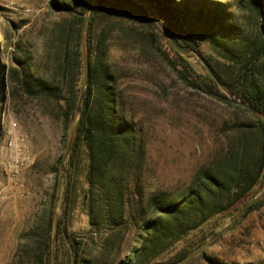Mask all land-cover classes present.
I'll use <instances>...</instances> for the list:
<instances>
[{
	"label": "trees",
	"instance_id": "1",
	"mask_svg": "<svg viewBox=\"0 0 264 264\" xmlns=\"http://www.w3.org/2000/svg\"><path fill=\"white\" fill-rule=\"evenodd\" d=\"M105 1L98 0L87 25L90 75L79 133L66 163L70 170L66 217L60 219L57 230V205L64 198L62 176L58 175L51 196L44 249H35L39 264L176 262L224 228V220L214 219L235 215L247 201L241 202L257 186H264V119L233 103L205 68L204 76L199 75L189 60L190 54L182 55L175 49L144 6L122 0L118 8H113L104 6ZM152 1L159 19L181 45L200 53L199 40L211 42L219 58H205L219 78L238 99L264 111V0L239 1L241 8L258 22V28L248 34L222 0ZM89 3L90 0L58 2V9L68 15L57 29L60 42L55 60L60 68L59 77L51 80L36 75L20 59H16L19 67L13 66L10 71L13 84L20 81L30 94L60 106L65 146L78 120L84 80L81 32ZM130 11L143 16L147 23L143 29L139 30L136 22L125 16ZM160 39H165L171 48L172 55L157 45L179 77L243 116L239 122L222 125L216 135L221 143L210 161L201 165L191 182L182 187L147 185L148 137L143 117L123 88V75L112 60L115 49L134 46L143 53L145 46L153 47ZM3 76L0 70V102L6 88ZM222 133L226 134L225 139ZM60 170L57 166V173L61 174ZM262 201L251 204L232 228L192 262L202 258L210 264H228L225 261H230L229 257L215 262L212 246L223 242L229 233L234 234ZM80 202L84 210L80 209L88 218L85 239L73 235L69 226ZM36 231L35 225L31 237ZM248 236L250 243L254 242L255 236L251 233ZM182 241L186 244L177 249ZM132 242L131 252L123 257Z\"/></svg>",
	"mask_w": 264,
	"mask_h": 264
},
{
	"label": "rangeland",
	"instance_id": "2",
	"mask_svg": "<svg viewBox=\"0 0 264 264\" xmlns=\"http://www.w3.org/2000/svg\"><path fill=\"white\" fill-rule=\"evenodd\" d=\"M59 1L0 0V70L6 86L0 102V264H39L35 249H44L51 196L58 175L62 176V196H65L66 173L62 168V157L66 146L59 118L60 106L30 94L20 81L14 84L10 81L11 68L19 67L16 59L25 61L34 74L43 78L59 77L60 68L55 60L60 42L57 29L68 18L64 10L58 9ZM222 1L234 11L247 34L258 28L257 19L241 8L240 0ZM103 5L118 8L120 3L106 0ZM124 14L136 22L139 30L147 24L135 11ZM159 44L172 55L165 39H160L153 47L145 46L143 53L134 46L115 49L112 60L123 75V88L132 96L143 117V128L148 137L147 185L151 188L182 187L191 182L201 165L210 161L221 143L216 135L222 125L239 122L243 116L224 102L189 86L179 77L166 53L158 48ZM199 50L200 53L188 54L203 77L205 67L198 54L215 59L219 55L208 40H199ZM222 134L225 139L226 134ZM57 166L61 174L57 173ZM259 195L257 201H263L242 226L234 234L229 233L223 242L212 246L216 263H219L218 259L229 257L230 261H225L228 264H264V186H257L241 204ZM63 202L64 198L57 205V230L60 219L66 217ZM81 204L75 207L69 226L73 235L85 239L89 230L88 218L82 212ZM235 215L221 216L214 221L224 220L227 226ZM35 225L37 231L31 237L30 231ZM248 233L255 236L254 242L250 243ZM56 237L54 235L53 239ZM133 243L123 257L131 252ZM184 244L186 242L182 241L177 249ZM55 247L54 243V250ZM189 264L210 263L198 258Z\"/></svg>",
	"mask_w": 264,
	"mask_h": 264
},
{
	"label": "water",
	"instance_id": "3",
	"mask_svg": "<svg viewBox=\"0 0 264 264\" xmlns=\"http://www.w3.org/2000/svg\"><path fill=\"white\" fill-rule=\"evenodd\" d=\"M115 1L118 3H123L122 0H115ZM131 1H134L137 4L142 5L147 9L149 15L159 23L160 27L162 28L164 33L169 38L172 45L175 47V49L180 54L186 55L190 52L196 53V51L193 48L185 47V46L181 45L179 43V41L176 39V37L172 34V32L161 22V20L159 19L158 15H157V11L154 7L152 0H131ZM97 2H98V0H90L89 6L87 8V11H86V14L84 17L83 25H82L81 36H82V51H83V60H84V80H83L82 89H81V96H80V99L78 102V107H77L78 120L73 127L72 133L70 135L66 149H65L63 157H62V168L64 169V171L66 173V189H65L63 207L65 206V201L67 199V194H68L69 185H70V170L68 167H65V164H66L67 159L70 157V155L72 153L73 146L77 140V136L79 133V129H80L81 121H82V115H83L82 102H83V99L85 96V90H86L88 80H89V75H90V56H89L87 25H88L89 16L93 12V9H94L95 5L97 4ZM198 56H199L200 60L202 61L204 67L206 68L207 72L215 80V82L224 90V92L230 97V99L232 100L233 103L248 109L251 113H253L257 116H260L261 118L264 119V111H262L261 109L257 108L256 106H254V105H252L246 101H242V100L238 99L237 96L219 78V76L214 71L213 67L210 65V63L207 61V59L204 58L203 56L199 55V54H198ZM260 196L261 195L247 201L242 206V208L237 212L234 219L232 220V222L229 225L218 230L204 244H202L201 246H199L198 248L193 250L191 253H189L188 255L183 257L182 259H180L176 262H173V263L154 262L152 264H188L190 261H192L194 258H196L202 251L207 249L211 245V243H213L216 239H218L220 236H222L224 233H226L230 228H232L234 226V224L239 220V218L243 215V213L248 209V207L251 204H253L254 202H256L260 198ZM58 221H59V219L56 220V228L58 227Z\"/></svg>",
	"mask_w": 264,
	"mask_h": 264
},
{
	"label": "built area",
	"instance_id": "4",
	"mask_svg": "<svg viewBox=\"0 0 264 264\" xmlns=\"http://www.w3.org/2000/svg\"><path fill=\"white\" fill-rule=\"evenodd\" d=\"M9 142H10L11 145L14 143L13 139H11Z\"/></svg>",
	"mask_w": 264,
	"mask_h": 264
}]
</instances>
